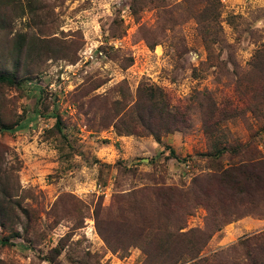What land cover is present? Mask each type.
<instances>
[{"label":"rangeland","instance_id":"374dc122","mask_svg":"<svg viewBox=\"0 0 264 264\" xmlns=\"http://www.w3.org/2000/svg\"><path fill=\"white\" fill-rule=\"evenodd\" d=\"M2 74L0 264H190V230L203 256L264 231V0H0Z\"/></svg>","mask_w":264,"mask_h":264},{"label":"trees","instance_id":"16d2710c","mask_svg":"<svg viewBox=\"0 0 264 264\" xmlns=\"http://www.w3.org/2000/svg\"><path fill=\"white\" fill-rule=\"evenodd\" d=\"M0 83H7L13 86H19V82L17 81L15 77L10 76V75H5V74L0 75ZM155 94H156L155 91L152 88H150V96L147 98L148 104L150 105L152 104L153 106H155L156 101H157V96ZM153 115L154 113H152L151 116ZM169 117H171V115H169ZM153 123L154 122H152L151 124ZM167 126L168 127L166 128L163 125L158 131H151L150 134L155 136L157 139H159L163 133H172L180 129V126L176 125V123H169V125ZM56 128L61 132L62 128H61L60 119H58L56 122ZM221 177H224V176H221ZM234 195L235 197H231L230 198L231 200L236 201V198H237L240 201V203L248 202L246 201V199H243L246 196V194H243L241 196H238V194H234ZM260 196L262 195L256 194V191H252L251 193H249L248 205L251 206L250 208H253V209H248L247 211H240L238 213H232V211L230 210L228 212H224V215H223L224 219L217 223L218 225H216V228L213 232L220 230L222 224L228 222V220H230L231 218H236L238 216H246L249 214H255V212H257L256 211L257 208H259L258 206L260 205V201H259ZM99 222H100L99 219H97L98 230L102 234L100 227H99ZM208 228H209V225H208ZM201 232H202V235L205 234V231L203 230H197V229L190 230L189 232L184 234V237L194 238L195 240H190L188 242H185L184 244H180V243H176L174 245L168 244V250L170 251L172 257L173 256H177L179 258L186 257V258L195 260L194 262L190 264H199V263L202 264V261H205L206 263L207 261L206 259L211 258L214 260H218L217 264H221L222 261H224L223 260L224 257L226 256L229 257L232 251H238L239 250L238 247H242V248H246L247 250L245 253V257L244 259L240 260V262H237L234 264H264V231L257 235H254L251 238L243 239L240 243L234 246H231L230 248L221 249L220 251L215 252L213 255H210V256L201 255L203 247H204V240L202 242V238H199L197 236V233H201ZM56 250L58 251L59 248H56Z\"/></svg>","mask_w":264,"mask_h":264},{"label":"built area","instance_id":"2783aa9c","mask_svg":"<svg viewBox=\"0 0 264 264\" xmlns=\"http://www.w3.org/2000/svg\"><path fill=\"white\" fill-rule=\"evenodd\" d=\"M99 187H100V189L104 190V188L101 185Z\"/></svg>","mask_w":264,"mask_h":264},{"label":"crops","instance_id":"0c3cea01","mask_svg":"<svg viewBox=\"0 0 264 264\" xmlns=\"http://www.w3.org/2000/svg\"><path fill=\"white\" fill-rule=\"evenodd\" d=\"M102 151H104V150H102Z\"/></svg>","mask_w":264,"mask_h":264}]
</instances>
